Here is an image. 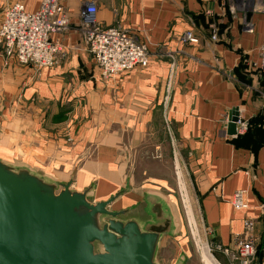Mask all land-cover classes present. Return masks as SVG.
<instances>
[{"label": "crops", "instance_id": "0c3cea01", "mask_svg": "<svg viewBox=\"0 0 264 264\" xmlns=\"http://www.w3.org/2000/svg\"><path fill=\"white\" fill-rule=\"evenodd\" d=\"M13 1L29 12L40 5V0H0V24ZM89 3L98 8L103 26H119L146 44V68L101 81L80 18ZM62 7L70 25L52 37L64 48L55 67L38 70L0 57V108L7 115L1 135H12L14 141L11 152L0 148V157L37 169L58 160L63 175L71 159L94 142L97 155L77 176L84 188L95 173L113 171L123 135H134L160 145L165 158H183L192 200L216 243L232 246L245 218L257 221L264 235V73L253 67L259 61L264 15L252 16L250 33L216 0H63ZM186 31L200 43H184ZM166 81L167 102L162 104ZM234 108L250 123L244 137L228 135ZM159 127L173 136L176 154L167 151ZM58 165L45 169L55 172ZM238 190L247 191L246 211L232 206Z\"/></svg>", "mask_w": 264, "mask_h": 264}, {"label": "water", "instance_id": "95a60500", "mask_svg": "<svg viewBox=\"0 0 264 264\" xmlns=\"http://www.w3.org/2000/svg\"><path fill=\"white\" fill-rule=\"evenodd\" d=\"M166 90L167 81L162 104ZM238 114V108L229 113V136L236 135ZM6 118L0 108V124ZM3 130L0 126V148L11 152L12 135H1ZM97 151L98 145L90 143L71 159V169L63 175L58 160L37 169L0 157V264L187 262L186 245L179 239L182 221L175 208L179 199L184 203L180 183L171 171L175 161L165 158L160 145L123 135L113 171L95 173L80 188L77 176ZM151 161L169 177L151 175ZM53 165L59 166L55 172L45 169ZM165 243L175 257L162 254Z\"/></svg>", "mask_w": 264, "mask_h": 264}, {"label": "built area", "instance_id": "2783aa9c", "mask_svg": "<svg viewBox=\"0 0 264 264\" xmlns=\"http://www.w3.org/2000/svg\"><path fill=\"white\" fill-rule=\"evenodd\" d=\"M216 1L232 18L240 19L245 32L252 33L254 30L252 16L264 15V0ZM62 3L63 0H40L35 12L27 11L24 4L18 1L5 6L0 24V57L38 70L55 67L64 48L59 42L53 41L52 37L64 33L70 25L63 13ZM97 13L96 5L89 3L81 11L80 18L84 42L100 71L101 81L109 83L123 73L146 68L150 62L146 44L119 26H103L98 21ZM205 14L208 17L212 12L206 11ZM210 29L211 40L216 42V29L213 26ZM182 41L200 43L193 31H186ZM258 58L259 61L253 67L264 73V30ZM168 85L169 83L164 104L167 102ZM249 129V121L239 112L234 137L246 136ZM232 206L236 211L248 210L247 191H236ZM259 235V223L252 218H245L242 232L234 236L232 246L224 247L219 244L214 247L213 252L222 255L226 264H264V240L261 241ZM214 260L217 264H223L215 258Z\"/></svg>", "mask_w": 264, "mask_h": 264}, {"label": "rangeland", "instance_id": "374dc122", "mask_svg": "<svg viewBox=\"0 0 264 264\" xmlns=\"http://www.w3.org/2000/svg\"><path fill=\"white\" fill-rule=\"evenodd\" d=\"M160 134L162 136L164 144L167 146V151L171 154H173V152L174 154H176L174 145L172 144V140H170V138L173 136L165 135L162 128L160 129ZM176 145L177 143H175V146ZM167 162H171V160H167ZM175 164L176 168L172 167L171 171L175 179L177 176L178 182L180 183L182 197L184 199V203L181 201V199H179V202L175 204V208L182 221V238L179 239H182L181 242L186 245L184 251L187 256V262L185 264H205L203 262L201 254L202 250L207 251V254L210 255V257H214L220 263L226 264V259L222 255L215 254L213 252L214 247L216 245H219V243H216L215 237H213V235H211V233L206 229L204 221L199 216L198 204L193 202L190 194L191 191L189 188L188 180L190 173L184 165L183 158L180 155L175 160ZM148 166L151 168V175L166 178L169 177V172H162L160 169L157 171V167H155L154 161H151ZM191 178H193V176H191ZM263 237V234L259 235L260 240H262ZM167 245L168 243L164 244L165 247L162 254L168 256L169 258L175 257L177 254L174 250L170 249V251H168L169 248L167 249Z\"/></svg>", "mask_w": 264, "mask_h": 264}, {"label": "bare ground", "instance_id": "6f19581e", "mask_svg": "<svg viewBox=\"0 0 264 264\" xmlns=\"http://www.w3.org/2000/svg\"><path fill=\"white\" fill-rule=\"evenodd\" d=\"M202 258L205 264H217L215 260L207 254V251L202 250ZM210 254V253H209Z\"/></svg>", "mask_w": 264, "mask_h": 264}]
</instances>
